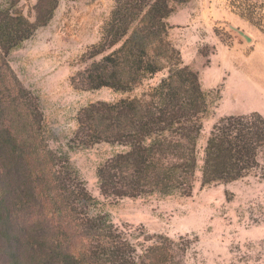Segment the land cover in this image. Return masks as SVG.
I'll list each match as a JSON object with an SVG mask.
<instances>
[{
    "label": "trees",
    "instance_id": "16d2710c",
    "mask_svg": "<svg viewBox=\"0 0 264 264\" xmlns=\"http://www.w3.org/2000/svg\"><path fill=\"white\" fill-rule=\"evenodd\" d=\"M58 1L36 0L30 22L20 0H0V264H179L187 247L90 213L95 199L68 157L44 143L37 99L7 65L10 52L50 22ZM189 1L114 0L99 42L86 54L90 63L78 84L123 96L89 104L76 119L74 146L114 148L96 170L104 199L189 197L197 174L203 188L264 179L258 113L219 119L198 149L209 101L198 73L171 44L167 23L175 6ZM246 7L242 14L251 20L255 10L250 17ZM260 23L264 34V15ZM22 102L32 109L18 111Z\"/></svg>",
    "mask_w": 264,
    "mask_h": 264
},
{
    "label": "rangeland",
    "instance_id": "374dc122",
    "mask_svg": "<svg viewBox=\"0 0 264 264\" xmlns=\"http://www.w3.org/2000/svg\"><path fill=\"white\" fill-rule=\"evenodd\" d=\"M244 3L249 5L250 17L255 10L254 20L243 16ZM113 5L114 0H59L50 22L5 58L22 87L37 99L43 114L44 143L66 155L84 181L96 201L90 206L91 214L106 213L115 225L161 234L187 247L179 264H264V179L247 177L203 188L197 174L189 197H101L96 170L114 148L106 143L81 148L72 141L82 109L123 97L107 88L84 90L77 81L90 63L86 54L99 42ZM35 6L36 0H20L18 4L30 22L35 21ZM173 13V20L181 23L192 19L188 13L193 20L199 19L197 25L173 27L168 37L183 63L198 73L208 97L209 110L198 139L202 152L219 119L252 113L264 118V34L260 27L264 2L191 0L175 6ZM21 106L18 111L32 109L28 102ZM77 243L84 248V243Z\"/></svg>",
    "mask_w": 264,
    "mask_h": 264
},
{
    "label": "crops",
    "instance_id": "0c3cea01",
    "mask_svg": "<svg viewBox=\"0 0 264 264\" xmlns=\"http://www.w3.org/2000/svg\"><path fill=\"white\" fill-rule=\"evenodd\" d=\"M176 13H172L168 18H167V23L172 27L169 31V35L171 34L172 30H173V27L175 26H180L181 24H188L190 26H193V25H197L199 24V22H196V20L199 21V19H195L193 20L194 18L192 16L189 15V13L187 14L189 17H191L192 19L190 20L189 18H187V20L184 22V23H181V22H177L175 19L173 20V16L175 15Z\"/></svg>",
    "mask_w": 264,
    "mask_h": 264
},
{
    "label": "water",
    "instance_id": "95a60500",
    "mask_svg": "<svg viewBox=\"0 0 264 264\" xmlns=\"http://www.w3.org/2000/svg\"><path fill=\"white\" fill-rule=\"evenodd\" d=\"M232 29L235 30L240 36H242L247 42L251 41V39L247 35H245L242 31L237 30V29H235L233 27H232Z\"/></svg>",
    "mask_w": 264,
    "mask_h": 264
}]
</instances>
